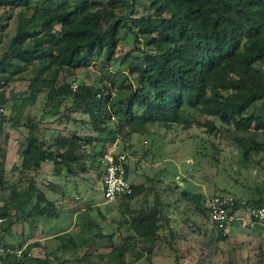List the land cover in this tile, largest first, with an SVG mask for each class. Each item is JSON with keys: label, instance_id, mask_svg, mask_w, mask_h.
Returning <instances> with one entry per match:
<instances>
[{"label": "trees", "instance_id": "1", "mask_svg": "<svg viewBox=\"0 0 264 264\" xmlns=\"http://www.w3.org/2000/svg\"><path fill=\"white\" fill-rule=\"evenodd\" d=\"M81 69L95 77L79 79ZM17 83L26 89L17 92ZM18 100L40 117L15 107L5 114ZM0 107V243L10 248L0 264H154L165 251L178 264H219L231 234L211 219L207 194L166 180L165 167L148 183L131 182L117 198L128 202L118 217L79 207L71 229L46 236L58 240L51 249L30 234L65 213L67 189L55 178L92 166L102 180L110 149L139 165L171 134L194 127L213 137L215 158L235 181L215 182L211 194H232L237 207L264 205V0H0ZM46 115L59 124L50 137L40 133ZM23 126L29 132L10 177L9 140ZM95 209L116 222L112 232Z\"/></svg>", "mask_w": 264, "mask_h": 264}, {"label": "rangeland", "instance_id": "2", "mask_svg": "<svg viewBox=\"0 0 264 264\" xmlns=\"http://www.w3.org/2000/svg\"><path fill=\"white\" fill-rule=\"evenodd\" d=\"M15 27V22H13L9 33L13 34ZM130 45L128 44L124 50L128 49ZM79 79H86L91 81L95 77L92 72L90 73L87 69H81L78 73ZM17 92L26 89V83H17ZM13 104L8 105L4 112L9 115L12 112V107L17 110L23 109V112L31 111L35 113L37 118L41 115V110L34 107L30 103L23 104L20 100L12 102ZM54 116L46 115L44 116V125L40 129V133L46 134V136L55 135L56 129L50 128V126H57L58 123L53 121ZM28 128L22 127L20 129H14L12 132V137L9 140V152L7 156V167L10 170V177L16 176L18 171L13 170V166L19 163L20 158L18 154V148L21 142L25 141L28 135ZM170 139H174L172 142H164V144H158L154 151L153 161H142L137 165V157L132 155L129 157L130 161V173L129 178L132 183L146 182L148 183L147 176L158 171V169L165 167L166 170L161 173L166 180H175L182 187H188L192 190H202L207 194L211 195L213 192L214 183L219 185H231L235 181L229 176V172L225 168L227 166L225 160H216V152L212 146L213 137L209 134L201 131L200 128L194 127L189 132H182L180 134H171ZM146 137H139V144L144 142ZM150 142V137L149 141ZM139 146V145H138ZM91 162L88 161V164ZM50 164H47L45 170L50 171ZM247 171H244L240 176V183L236 188V194L238 196L242 195L245 190L244 181L246 180ZM98 171L95 167H90L89 169L80 172L77 176L70 175L67 178L64 176L55 178L58 182L65 185L67 189V198L65 200V213L60 215L59 218L51 220L45 227L44 230L41 226L36 229L34 233L30 236L40 238L41 242H45L48 248H54L58 244V240L55 237H49L55 231L68 228L72 225L77 217L74 214L75 210L82 206L93 205L94 207L100 206L103 213H105L109 218L113 216L118 217L120 212L127 208L128 202L125 200H114L111 202H106L103 195V182L98 177ZM228 180V181H227ZM52 195V191H49ZM55 195V194H53ZM58 196V195H56ZM142 198L135 199L134 203L138 204ZM70 200V201H69ZM75 215V216H74ZM92 215L97 220H101L106 232H112L114 230L115 222L111 220H102V215L99 210L95 209L92 211ZM27 226V225H26ZM20 230L21 226H16ZM27 232L28 228L25 227ZM96 232L99 229L96 228ZM17 232V231H16ZM28 233V232H27ZM14 235V233H13ZM13 235L5 236L7 241H12ZM17 236V234L15 233ZM47 236V237H46ZM264 249V226H257L256 228L239 227L233 229L231 233V238L228 243H222L221 249L217 254V262L219 264H231L236 262L237 264H245L249 262L250 264H264L263 261H259L260 257L264 258L261 254V250ZM107 250L102 248L101 251ZM34 253L43 250L33 249ZM83 251H79V254ZM62 257L71 256V252H59ZM98 260V259H97ZM94 261L96 264H108L105 260ZM93 261V260H92ZM57 260L54 261V264ZM192 263L190 259L184 258L182 264ZM75 264H87L86 260L81 262H76ZM154 264H178L173 253L170 251H165L158 254L155 257Z\"/></svg>", "mask_w": 264, "mask_h": 264}, {"label": "built area", "instance_id": "3", "mask_svg": "<svg viewBox=\"0 0 264 264\" xmlns=\"http://www.w3.org/2000/svg\"><path fill=\"white\" fill-rule=\"evenodd\" d=\"M76 86V84H74ZM4 107H0V112ZM129 156L126 152H116L114 148L103 157V195L106 202L114 201L118 196L130 193L132 184L127 173ZM206 206L210 210L211 219L224 233L231 234L239 227L256 228L264 226V205L237 207L232 194H211L207 196ZM10 248L0 243V253ZM21 252V250H20Z\"/></svg>", "mask_w": 264, "mask_h": 264}, {"label": "crops", "instance_id": "4", "mask_svg": "<svg viewBox=\"0 0 264 264\" xmlns=\"http://www.w3.org/2000/svg\"><path fill=\"white\" fill-rule=\"evenodd\" d=\"M74 214L76 215V213H74ZM75 215H74V216H75ZM113 227H114V228L116 227V222H115V225H114ZM71 228H72V225H70V226L68 227V229H71ZM26 245H27V244H24V246H26ZM42 245H45V244H41L40 246H37V247H35L34 249L37 248L38 250H41V249H42V248H41ZM33 253H34V251H33ZM34 254H41V253H40V251H39V252L34 253Z\"/></svg>", "mask_w": 264, "mask_h": 264}]
</instances>
